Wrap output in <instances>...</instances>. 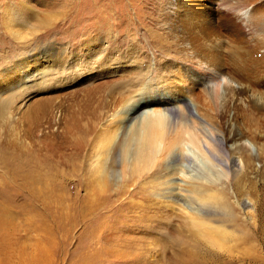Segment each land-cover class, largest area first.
<instances>
[{
	"label": "rangeland",
	"instance_id": "1",
	"mask_svg": "<svg viewBox=\"0 0 264 264\" xmlns=\"http://www.w3.org/2000/svg\"><path fill=\"white\" fill-rule=\"evenodd\" d=\"M171 1L174 0H0V78L7 67L13 73V67L19 66L14 71L26 74L29 68L20 61L25 60L24 64L29 63L30 67L29 59L36 49L47 47L50 41L62 45L61 52L69 61L68 71L87 77L79 50L83 35L109 34L116 38L118 32L122 34L117 45L112 38L116 53L110 58L115 60L107 70L114 73L107 81L84 78L74 87L57 84L72 88L38 93L25 106L20 102L32 98L42 88L40 85L14 95L1 92L0 105L6 103L3 110L6 109L0 118V264H264V89L258 88L256 95L235 96L233 91L228 92L227 101L222 102L220 89L215 87L210 105L203 98L199 104L210 109L215 125L204 123L207 131L199 132L200 119L191 118L190 126L198 131L203 145L218 162H229L228 178L220 172L218 162L206 159L191 145L183 151L191 157L188 168L182 167L180 159L174 168L181 179L198 176L204 183L211 182V187L224 192L221 204L183 197L176 206L157 197L155 193L160 191L154 186L161 184L162 179L155 178L165 173L164 163L158 170L142 168L129 177L130 164L125 154L131 151L132 142L128 136V149L120 144L121 159L127 164L119 166L121 180L111 189L139 188L142 193H150L137 197L88 194V190L96 188L87 179L91 173L87 170L92 166L89 145L81 153L71 145L73 138H68L70 143L66 146L62 139V152L55 156L42 136L52 130L48 127L50 117L39 122L40 106L48 112L58 104L66 109L70 120L76 121L82 117L81 107L88 104L84 93L93 87H104L93 104L105 111V106L130 98L149 79L160 83L165 74L173 71L165 58L177 55L180 60L183 55L177 45L165 43L169 27L167 6ZM96 3H102L101 9L96 10L102 29L94 28L97 18H85L87 7ZM107 4L121 5L126 11L104 21L107 11L115 12ZM217 4L238 22L248 21L249 14L264 16V0H218ZM126 18L124 31L110 30L113 22L121 24ZM256 23L246 28L250 46L264 43V25L260 18ZM49 51V55L57 53L54 49ZM55 72L62 75L64 71ZM44 88L47 91L53 85L49 83ZM198 94L201 97L202 91ZM83 112L92 111L87 107ZM226 137L232 142L223 151L221 139ZM78 138L84 139L83 135ZM247 141L254 144L253 149ZM242 155L253 161L248 170L243 166ZM196 222H204L206 230Z\"/></svg>",
	"mask_w": 264,
	"mask_h": 264
},
{
	"label": "bare ground",
	"instance_id": "2",
	"mask_svg": "<svg viewBox=\"0 0 264 264\" xmlns=\"http://www.w3.org/2000/svg\"><path fill=\"white\" fill-rule=\"evenodd\" d=\"M42 1L45 2L46 0ZM217 1L174 0L167 6L169 27L165 43L170 46L177 45L182 50L180 53H182L183 58L179 60L177 55L164 57L169 66L173 68L171 69L173 71L165 74L160 83H154L158 79H149L145 85H141V88L132 92L130 98L123 99L118 105L105 106V111L100 110L101 107L97 108L93 104L96 94L104 87L99 85L93 87L84 93L83 98H87L88 104L83 109L81 107L79 115L82 117H79L76 121L70 120L66 109L62 106L58 107V104L52 106V110L48 112L42 106L38 108L40 110L39 122L45 121L46 116L47 119L50 117L49 126H47L52 131L50 134L42 136L44 140L49 142V146L51 145L50 148L53 150L54 155H57L60 151L62 152L61 148L64 144L62 139L65 140L66 144L64 146H66L70 143L68 138H73V144L71 145L76 146V150L81 151V153L86 150L85 146L89 145L91 149L89 157L92 160V166L87 170L91 172L87 175V179L94 183L96 188L93 191L88 190V194L137 197L140 195L146 196L147 193H150V191L142 193L139 188L131 191L122 188L121 190H117L118 188L111 189L121 180L119 166H123L125 161L123 162L121 159L120 144L124 143L123 147L127 148L125 137L128 136L131 137L130 141L132 142V146L129 148L131 151L125 154L128 157L127 163L130 164V167H127V172L130 173H128L129 177L134 174L137 175L142 168L150 169L151 167L152 170L154 168L158 170L160 164L164 163L165 165L163 167L165 173L158 171L160 174L155 178V181L162 179L161 184L154 186L160 191V193H155L157 197L167 199L174 205L178 204L183 197L204 203H222L224 192L221 193V191L211 187V182L204 183L203 179L198 176H192V179H181L182 177H178L180 173L178 174L177 169L174 168L177 166L178 159L183 161L181 165L185 169L188 168L187 164L191 163V157L183 153L186 145H191L192 148L197 149L206 159L218 162L217 157L213 156L209 148L203 145L202 139L197 134L198 131L190 126L193 116L200 119V121H197L201 127L199 132L207 131V126L204 123L211 126L215 125V117L210 109L199 105L202 98L210 105L214 98L215 87L220 89L219 98L222 102L227 101L228 92L233 91L235 96L249 93L256 95L259 94L258 88L264 89V43H256L250 46L246 38V28H251V26L257 24L256 21L259 18L261 24L264 25V16H257L256 13L249 14L248 21L238 22L230 18L229 14L221 11L223 7H218ZM100 4L102 3H96L92 8L87 7L88 9L85 12V18H97V22L94 24L95 29H102V19H98L99 17L96 15V10L101 9ZM106 7L111 10L114 9L115 12L107 11L105 15L108 17H104V21H109L110 16L118 12L126 11L124 7L122 9L121 5L107 4ZM86 13H89V15L87 16ZM115 23L117 22H113L112 26L110 25V30L115 32L124 31L123 25L126 27L125 25L128 24L127 18L122 19L121 24L116 25ZM119 27H121V30ZM118 34L119 32L116 38L114 36L110 37L109 34L105 36L97 33L83 35V39L79 43V50L82 51V55H80L82 60H80L82 67L86 70L85 74H89L83 78L77 72L67 70L69 61L61 52L62 45L56 41H50L47 47L36 49V54L29 59L32 62L30 67L29 63L24 64L25 60L24 62L20 61L24 68H29L25 72L26 74H18L14 71L19 66L13 67V73L12 70L7 69L8 67L3 70L0 78V94L11 92L14 95L19 92L22 93V91H28V88L35 84L44 88L45 85L52 83V89L46 91L41 88L34 93L32 98L20 102L21 106H25L38 93L62 92L64 89L77 86L78 82L84 78L94 82L109 80L114 72L107 69L114 65L115 60H112L110 56L116 51L112 50L114 43L112 38L115 39L116 45L119 44L122 34L121 32V36ZM123 34L125 33L123 32ZM164 40H161V42H164ZM50 49L57 50V53L49 55ZM43 51H46L45 55H43ZM52 58H56L55 61ZM194 66L203 70L205 74L197 72ZM32 69L33 72H31ZM58 70L60 72L64 71V75L55 72ZM94 70L100 71L91 74ZM18 76L22 77L21 82ZM149 82H152V84ZM62 83H68L72 87L69 85L65 88L60 87L59 85ZM10 88L13 89L10 90ZM199 90L202 91L201 97L198 94ZM236 100L238 99L236 98ZM250 100L252 99L250 98ZM5 104L3 105L5 106ZM7 104L9 105V103ZM3 105H0V118L3 117L6 109L3 110ZM158 106L160 107L157 108ZM87 107L91 108V113L83 112ZM151 107L152 109H148ZM41 131L42 129L38 132L41 133ZM81 135L84 139L78 138ZM221 142V148L225 151L230 146L232 139L230 137L222 138ZM247 145L251 149L254 148L252 142L247 141ZM242 156L243 166L245 170H248L253 161L249 157ZM108 162H110L109 167H107ZM218 163L221 167L220 172L227 179V173L230 170L229 162ZM124 166L126 167V165ZM123 170L125 171L126 168ZM193 177H195V180ZM129 179L132 180V177ZM178 180L180 182H177ZM194 224L206 230L204 222Z\"/></svg>",
	"mask_w": 264,
	"mask_h": 264
}]
</instances>
